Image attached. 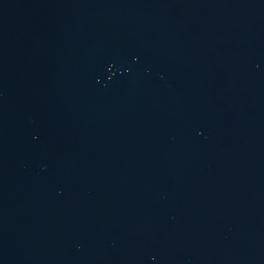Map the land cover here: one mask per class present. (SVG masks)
Segmentation results:
<instances>
[{
	"label": "water",
	"instance_id": "obj_1",
	"mask_svg": "<svg viewBox=\"0 0 264 264\" xmlns=\"http://www.w3.org/2000/svg\"><path fill=\"white\" fill-rule=\"evenodd\" d=\"M0 264H264V0H0Z\"/></svg>",
	"mask_w": 264,
	"mask_h": 264
}]
</instances>
